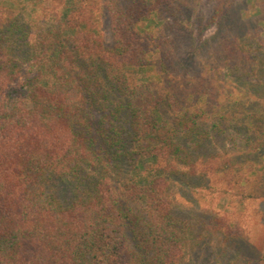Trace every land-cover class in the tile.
<instances>
[{"label":"trees","instance_id":"1","mask_svg":"<svg viewBox=\"0 0 264 264\" xmlns=\"http://www.w3.org/2000/svg\"><path fill=\"white\" fill-rule=\"evenodd\" d=\"M237 4L0 0V264L179 263L181 191L263 164L264 37Z\"/></svg>","mask_w":264,"mask_h":264},{"label":"rangeland","instance_id":"2","mask_svg":"<svg viewBox=\"0 0 264 264\" xmlns=\"http://www.w3.org/2000/svg\"><path fill=\"white\" fill-rule=\"evenodd\" d=\"M236 2L242 18L261 20L264 37V0ZM13 3L23 8L25 14L33 13L34 0H13ZM203 12L209 16L208 7ZM102 31L107 45L113 44L108 19ZM213 32L211 29L206 35ZM261 161L259 172L250 173L249 178L243 173L231 175L230 188L224 178L213 175L207 187L194 191L188 186L181 191L179 211L186 222L196 227L193 247L178 264H264V157ZM194 218L196 222L192 221Z\"/></svg>","mask_w":264,"mask_h":264}]
</instances>
